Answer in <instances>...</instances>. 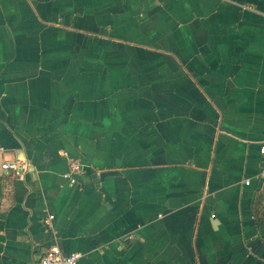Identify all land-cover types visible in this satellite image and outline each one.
I'll list each match as a JSON object with an SVG mask.
<instances>
[{"label": "crops", "instance_id": "1", "mask_svg": "<svg viewBox=\"0 0 264 264\" xmlns=\"http://www.w3.org/2000/svg\"><path fill=\"white\" fill-rule=\"evenodd\" d=\"M263 136L264 0H0V264H264Z\"/></svg>", "mask_w": 264, "mask_h": 264}, {"label": "built area", "instance_id": "2", "mask_svg": "<svg viewBox=\"0 0 264 264\" xmlns=\"http://www.w3.org/2000/svg\"><path fill=\"white\" fill-rule=\"evenodd\" d=\"M259 152L262 156L263 165L259 174L260 179L264 182V136L260 142ZM30 163L26 159H11L4 160L1 163V168L6 172L12 175L15 178H22L27 172ZM83 171V163L75 158L68 161V167L64 174L65 179L70 183L76 181L78 174ZM248 183V181H245ZM34 264H84L81 261V254L78 252L73 253H63L58 246L52 245L45 253L41 256L39 261Z\"/></svg>", "mask_w": 264, "mask_h": 264}]
</instances>
